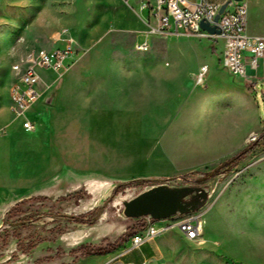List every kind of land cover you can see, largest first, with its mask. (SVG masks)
<instances>
[{"label":"rangeland","instance_id":"obj_1","mask_svg":"<svg viewBox=\"0 0 264 264\" xmlns=\"http://www.w3.org/2000/svg\"><path fill=\"white\" fill-rule=\"evenodd\" d=\"M244 2L249 14H257L253 0ZM260 18L262 22L263 17ZM156 27V17L140 11L136 0H0V123L17 122V129L23 131L21 118H15L4 107L11 85L20 78L11 71V66L41 49L62 47L69 40L73 43V54L68 67L59 72H42L39 91L46 92L48 100L62 90V78L57 79L68 74L125 75L158 70L174 73L194 62L197 67L201 66L202 59L207 57L217 60L220 48L215 47L213 40L158 34L153 31ZM141 42L148 46L144 52H138L134 47ZM196 48H200L198 53ZM202 52L206 56H202ZM129 55L144 61L127 63L125 57ZM155 59L162 65L154 64ZM176 64L184 65L178 67ZM216 67L219 68L217 63ZM67 84L75 86L78 83ZM248 89L253 91L261 128L248 130L244 147L258 140L264 122V82L258 81L254 87L248 84ZM76 95L71 92L64 96L69 100ZM81 109L77 104L50 111L48 137L53 152L48 159L42 156L36 162L26 163L29 165L27 171L35 177L33 186H37L47 199H36L40 195L31 194L6 213V223L0 231H8V243L4 247L0 245V264H34L40 251L48 245L54 250L56 245H61L58 243H66V235L74 230L85 235L103 229L109 238L95 244L111 243L126 230L130 234L136 233L139 222L146 218L125 217L123 202L154 185H131L115 194L114 188L134 179L154 183L167 177L174 179L164 184L170 187L199 186L207 198L194 212L181 214L183 218L197 219L203 227L202 235L189 241L176 229H171L173 233L160 264H264V137L259 140L256 150L236 166L207 180L196 181L224 159L202 153L184 133L179 136L178 145L169 149L157 142L147 145L138 140V131L120 129L117 124L113 127L98 124L96 129V114L91 112L92 109L87 108L83 113ZM26 117L29 118L27 114ZM2 127L0 135L6 133ZM32 132L27 131L28 144ZM250 135L255 139L251 140ZM104 142L113 145L115 152L107 151ZM13 161L14 158L10 166ZM182 175L186 180L179 177ZM102 204L101 213L93 219L95 209ZM81 215L88 223L67 219ZM19 221L30 226L10 227L9 223ZM169 221L174 219L157 220L160 226ZM13 232L22 239L34 232L45 237L62 236L63 240L60 238L55 245L44 241L33 249V254L24 255L16 248Z\"/></svg>","mask_w":264,"mask_h":264},{"label":"crops","instance_id":"obj_2","mask_svg":"<svg viewBox=\"0 0 264 264\" xmlns=\"http://www.w3.org/2000/svg\"><path fill=\"white\" fill-rule=\"evenodd\" d=\"M225 1L214 0L218 3ZM253 1L257 14H249L246 6V29L250 35L264 37V2ZM260 16L263 17L262 22ZM213 41L216 42L215 47L220 48L218 57L216 61L212 57L202 59L207 72L201 81L197 80L199 66L196 62L187 68H183L184 64H176L183 67L174 73L158 70L125 75L68 74L57 79L62 78L63 83L58 95L48 100L46 92L40 91L38 99L28 109L27 116L36 125L29 144L26 140L29 134L21 125L23 131L18 130L17 122L0 123V129L4 126L6 130L0 135V227L14 203L31 197V194L44 195L37 186H33L35 177L27 171L29 165L26 163L36 162L42 156L48 159L53 152L48 135L52 119L50 111L55 108L78 104L82 113L87 108L92 109L91 112L96 114L94 128L97 129L98 124H106L107 127L117 124V128L138 131V140L147 145L157 142V145L170 149L178 145L179 136L184 133L202 153L219 157L214 159L225 160L244 147L248 130L261 128L253 91L250 92L248 84L254 87L258 81L264 82V57L257 69L247 68L246 77H233L220 65L222 42ZM199 49H195L196 53ZM125 60L127 63L144 61L133 55L126 56ZM153 62L162 65L158 59ZM71 82L78 84H67ZM71 92L77 95L67 100L64 95ZM4 107L15 115L9 92ZM105 143L103 146L108 148L107 151L115 152L113 145ZM12 158L14 164L10 166ZM172 233L171 229L162 230L153 240L125 252L130 242L128 238L110 252L80 256L73 261L68 255L71 247L80 243H100L109 238L103 229L85 235L74 230L66 235V243H58L64 254L41 264H160ZM60 238L63 240L60 236L50 243L55 245ZM48 247L54 248L52 245ZM41 256L42 251L35 260Z\"/></svg>","mask_w":264,"mask_h":264},{"label":"built area","instance_id":"obj_3","mask_svg":"<svg viewBox=\"0 0 264 264\" xmlns=\"http://www.w3.org/2000/svg\"><path fill=\"white\" fill-rule=\"evenodd\" d=\"M136 3L140 11L156 17L158 27L154 28V33L220 40V65L233 77H246L247 68L257 69L264 57V37L247 32V9L244 0H230L216 22L213 19L222 3L212 0H136ZM201 21L215 25L218 34H211L202 29ZM146 44L141 42L134 47L138 48V52H144ZM72 54L73 43L69 40L62 47L39 50L40 62L34 63L33 67L23 68L22 72H14L15 63L11 66V71L21 76V84L11 85L9 98H16L17 112L14 116L21 118V127L25 131H34L36 128L35 122L26 117L25 111L39 97L42 72L64 70L68 67ZM206 72V65L199 66L197 80L201 81ZM250 139L254 140L255 136L250 135ZM143 218H146L145 225L130 237L125 252L153 240L166 229H176L189 241L196 240L203 233L201 223L194 217L183 218L181 214H176L169 217L174 221H169L163 226L158 225L157 220L149 216Z\"/></svg>","mask_w":264,"mask_h":264},{"label":"water","instance_id":"obj_4","mask_svg":"<svg viewBox=\"0 0 264 264\" xmlns=\"http://www.w3.org/2000/svg\"><path fill=\"white\" fill-rule=\"evenodd\" d=\"M229 2L230 1L227 0L220 5L213 19L215 22ZM200 27L211 34H218L219 32L215 25H210L205 21L200 22ZM206 198L207 194L201 190L199 186L184 185L170 187L167 184L161 183L124 201L123 215L127 218H142L149 216L154 220L165 219L175 214L194 212L204 203ZM1 228L2 226L0 229Z\"/></svg>","mask_w":264,"mask_h":264},{"label":"trees","instance_id":"obj_5","mask_svg":"<svg viewBox=\"0 0 264 264\" xmlns=\"http://www.w3.org/2000/svg\"><path fill=\"white\" fill-rule=\"evenodd\" d=\"M263 137H264V122L262 123V129L258 134V140L248 143L240 151H238L237 153H235L231 157L225 159L224 161L220 162L217 166L210 169L209 171L203 173L202 177H200L199 179H196V181L207 180V179L215 176L216 174H218L220 172H226L229 169H231L232 167L236 166L241 160H243L244 158H246L248 155H250L251 153H253L256 150L259 140L262 139ZM179 177L182 178L183 180H186L185 175H182ZM172 179H174V177L160 178V179L155 180L154 183H152L153 181L147 180V179H134L131 181L119 183L114 188L113 193L115 194L118 190L123 189L127 186H131V185H134V186L157 185V184H161V183H166L168 180H172ZM35 198L36 199H47V197L43 196V195L36 196ZM20 202H22V200L14 203L8 209V211L6 213L10 212L11 209L14 206H17ZM103 207L104 206L102 204L101 206H99L95 209V215H94L93 219L99 214L100 210L103 209ZM67 219H69L70 221H73L75 223H86L87 222L84 215L72 216V217H69ZM93 219L91 222H93ZM136 220H140V219L136 218ZM91 222H89V223H91ZM144 225H145V221L141 220L139 222V229L142 228ZM132 234H134V233L130 234L126 230L118 239H116L115 241H113L111 243H106V244L80 243V244H77V245L71 247L68 251V255L72 256L73 261L76 260L80 256H88L91 254L102 255V254H105L107 252L114 250L120 243H122L123 241L128 239ZM27 248L29 249V247H27Z\"/></svg>","mask_w":264,"mask_h":264},{"label":"flooded vegetation","instance_id":"obj_6","mask_svg":"<svg viewBox=\"0 0 264 264\" xmlns=\"http://www.w3.org/2000/svg\"><path fill=\"white\" fill-rule=\"evenodd\" d=\"M5 223H6L5 219H3L2 220V227ZM9 225L11 228H14V229H16L18 227L19 228H27L30 226L28 223H25V221L12 222V223H9ZM47 230H48V232H50V229H47ZM33 234L34 235H27L25 237V239L20 238L18 236V234H16L15 232H13L11 234L14 238H16V241H15L16 248L18 250H20L21 253L24 255H31L32 254L31 252L33 251V249L38 244H40L44 241L53 242L56 239V237H52L51 235L45 237V236H41V235L34 233V232H33ZM34 237H37V240L33 241ZM30 239H31V241H30ZM7 240H8V231H6V229H3L2 231H0V242H1L0 245L2 247L7 246V243H8ZM24 241H26V242L24 243ZM27 247H29V249ZM52 250L53 249L51 247H46L43 250V256L37 258L35 260L34 264H41L42 262H46L53 257H58V256H61L62 254H64V251L59 246H56V249H54L53 251ZM11 255H13V253H11ZM11 255L9 256L10 259H11Z\"/></svg>","mask_w":264,"mask_h":264},{"label":"bare ground","instance_id":"obj_7","mask_svg":"<svg viewBox=\"0 0 264 264\" xmlns=\"http://www.w3.org/2000/svg\"><path fill=\"white\" fill-rule=\"evenodd\" d=\"M3 42H4V40H3ZM147 49H148V46L146 44V49H144V51H146ZM137 50H138V48H137ZM38 53H39V51H37V53L34 56H28V57H26L25 60L21 61L20 63L15 64L14 65V71L15 72H22L23 68L33 67L34 63H39L40 62V55H38ZM20 84H21V76H20L19 80L13 85H20ZM10 100L14 106L13 109H14V112L16 114V112H17L16 98H10ZM28 109L25 111V115L27 114Z\"/></svg>","mask_w":264,"mask_h":264}]
</instances>
